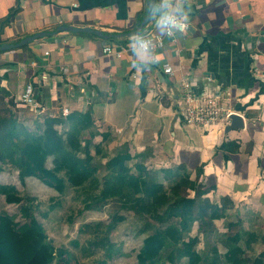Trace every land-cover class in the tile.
Returning <instances> with one entry per match:
<instances>
[{
	"label": "crops",
	"instance_id": "0c3cea01",
	"mask_svg": "<svg viewBox=\"0 0 264 264\" xmlns=\"http://www.w3.org/2000/svg\"><path fill=\"white\" fill-rule=\"evenodd\" d=\"M153 1L154 9L168 8ZM148 3L0 0V46L51 33L0 50L4 102H13L29 129L62 108L90 111L92 144L102 145V162L127 146L151 170L183 166L194 179L200 168L198 182L210 189L211 201L226 197L233 204L228 213L243 210L247 222H264V0H180L176 14L187 15L188 29L174 31L154 55H138L137 40L161 33L154 12L141 27ZM61 26L92 32H55ZM105 45L122 47L121 57L103 54ZM165 64L172 75L164 73ZM184 78L196 92H228L225 107L243 117L244 128L224 134L225 125L184 126L178 105ZM27 84L37 110L18 103ZM227 143L238 150H222Z\"/></svg>",
	"mask_w": 264,
	"mask_h": 264
},
{
	"label": "trees",
	"instance_id": "16d2710c",
	"mask_svg": "<svg viewBox=\"0 0 264 264\" xmlns=\"http://www.w3.org/2000/svg\"><path fill=\"white\" fill-rule=\"evenodd\" d=\"M13 106L0 94V174L9 167L21 184L33 178L58 195L71 190L84 209L114 202L118 211L145 218L147 223L140 232L149 233L142 240L136 264H178L182 259L187 264H264V252L253 258L244 254L243 248L251 250L258 235L239 228V220L225 222L226 232L217 237L215 222L233 204L226 197L215 203L206 196L210 189L198 182L200 168L194 179L183 166L151 170L144 164V156H132L127 146L102 162V145L92 144L90 111L46 116L29 129ZM231 144H223L221 149L237 151ZM49 159L51 166L47 167ZM0 195L6 204H21L27 217L18 224L12 216L0 213V264H53L66 254L52 245L32 213L29 197L12 184H0ZM122 221L123 215L113 216L101 240ZM194 226L198 235L190 237ZM199 235L207 244L214 235L225 248L223 255H218L215 246L209 253L198 251Z\"/></svg>",
	"mask_w": 264,
	"mask_h": 264
},
{
	"label": "rangeland",
	"instance_id": "374dc122",
	"mask_svg": "<svg viewBox=\"0 0 264 264\" xmlns=\"http://www.w3.org/2000/svg\"><path fill=\"white\" fill-rule=\"evenodd\" d=\"M0 184H12L21 195L30 198L32 213L42 224L52 245L55 249L65 250L66 254L56 258L53 264H136V255L141 248L142 240L149 233L140 232L147 223L145 218L132 212L118 211V205L114 202L95 209H84L71 190L63 196L58 195L54 190L33 178H28L21 184L16 173L9 167L0 174ZM21 207V204H6L0 195V213L12 216L14 222L18 224L27 221ZM231 210L215 222L217 237L226 232L225 222L239 220V228L243 231H249L248 229L252 228L251 231L258 235V240L251 245V250L243 248L244 254L253 258L264 252L262 241L264 226L260 227L264 222H247L243 218V210L240 215L228 213ZM115 215H123L124 221L119 222L107 233L106 240H101L105 235V227ZM86 225L89 228H86ZM196 231L194 226L189 234L190 237L197 236ZM221 244L214 235L208 238V244L202 235H199L197 250H206L209 253L212 246H215L218 255L222 256L225 248ZM178 264H187V261L182 259Z\"/></svg>",
	"mask_w": 264,
	"mask_h": 264
},
{
	"label": "built area",
	"instance_id": "2783aa9c",
	"mask_svg": "<svg viewBox=\"0 0 264 264\" xmlns=\"http://www.w3.org/2000/svg\"><path fill=\"white\" fill-rule=\"evenodd\" d=\"M166 2V0H164ZM180 0H169L168 11L176 16L177 19H182L176 14V4ZM187 24V27L179 32H185L188 29V22L183 21ZM161 30V29H160ZM168 30L165 29L160 34H151L141 37L135 43V48L143 52L140 45L141 43H146L148 46V51L146 54L154 55L164 46V39L171 38L175 29H172V34H165ZM123 48L120 47L119 50L115 49L114 46L105 45L102 49L103 54L112 55L120 58L123 52ZM44 55H48L45 52ZM164 73L167 75H172V68L165 64L163 65ZM229 93H224L221 90H216L213 92H196L193 89L191 81L184 78L180 83V101L178 103L180 108V117L184 126L187 127H209L217 125H227L229 123V115L231 112L225 107V102L228 100ZM19 105L23 107H28L33 110L38 109V104L35 101L33 94V87L31 84H27L19 98ZM60 114L65 117L69 114L67 108H62Z\"/></svg>",
	"mask_w": 264,
	"mask_h": 264
},
{
	"label": "water",
	"instance_id": "95a60500",
	"mask_svg": "<svg viewBox=\"0 0 264 264\" xmlns=\"http://www.w3.org/2000/svg\"><path fill=\"white\" fill-rule=\"evenodd\" d=\"M149 6V10L146 13V16L144 17L142 23H141V27L144 25V23L151 17V15L154 12V1L153 0H149L148 3ZM63 31H69L72 33H83V32H92V30L88 29V28H74V27H58L56 29L55 32H63ZM50 32H41V33H37L35 35H32L30 37H26L24 39H22L20 42H18L17 44H3L0 46V50H5V49H11V48H16V47H21L27 43L32 42L35 39L38 38H42L45 36L50 35ZM229 123L227 125H225L224 127V134L228 133L229 131H233L236 129H243L244 128V121H243V117L236 112H233L229 115Z\"/></svg>",
	"mask_w": 264,
	"mask_h": 264
},
{
	"label": "clouds",
	"instance_id": "9594fccd",
	"mask_svg": "<svg viewBox=\"0 0 264 264\" xmlns=\"http://www.w3.org/2000/svg\"><path fill=\"white\" fill-rule=\"evenodd\" d=\"M169 4V0H166V5ZM154 14L159 16V19L157 20V27L161 29L163 32L165 29L168 31L165 33L167 35L172 34V29H175L177 31H182L187 27V24H185L183 21L187 20V15H184L182 19H177L175 15L168 11H161V6L158 5L154 9ZM135 47V46H134ZM141 49H143V52L138 53V55H145L148 51V46L146 43H141L140 45Z\"/></svg>",
	"mask_w": 264,
	"mask_h": 264
}]
</instances>
